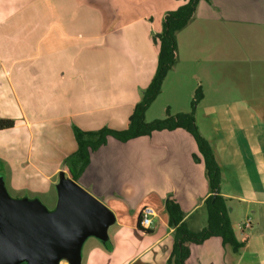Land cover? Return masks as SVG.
Here are the masks:
<instances>
[{
    "label": "crops",
    "instance_id": "obj_1",
    "mask_svg": "<svg viewBox=\"0 0 264 264\" xmlns=\"http://www.w3.org/2000/svg\"><path fill=\"white\" fill-rule=\"evenodd\" d=\"M184 4L0 0V119L14 122L0 130V177L12 198L50 196L63 176L71 178L64 162L78 149L75 128L127 129L157 70L159 45L153 35L162 31L166 13ZM226 6L223 0H200L193 19L230 24L233 34L225 37L234 35L236 43L246 23L264 40V16H242L237 6L225 13ZM197 53L186 60L198 62ZM253 63L257 69L251 74L258 79L245 82L242 93L220 95L219 114H212L219 119L210 122L205 112L210 136L203 134L221 169L220 193L244 246L234 252L212 237L190 246L186 264H264V94L248 91L255 79L257 85L264 83V51ZM77 183L113 216L105 241L93 235L83 241L81 264H167L175 231L168 198L181 206L192 230L207 226L210 190L204 162L195 139L182 128L127 142L109 137L91 151ZM146 206L155 210L148 230L141 226ZM247 220L251 226L243 230ZM57 264L71 263L62 258Z\"/></svg>",
    "mask_w": 264,
    "mask_h": 264
},
{
    "label": "rangeland",
    "instance_id": "obj_2",
    "mask_svg": "<svg viewBox=\"0 0 264 264\" xmlns=\"http://www.w3.org/2000/svg\"><path fill=\"white\" fill-rule=\"evenodd\" d=\"M223 1L227 2L225 13H230L237 6L242 16H264V0ZM233 12L235 13L236 10ZM232 29L233 27L228 23L222 25L218 21L213 23L192 19L185 28L177 32V62L175 68L173 67L174 69L167 73L158 97L147 109L145 114L147 122L162 120L169 115L192 113L193 102L197 91L200 90L203 96L205 94L206 99H201L194 106L195 121L200 133L210 136V128L207 125H210V122L216 123L215 119H219L218 116L216 118L212 116L214 112L219 114L218 97L222 94L242 93L243 85L245 88L247 82L252 81L253 78L258 79L256 73L251 74L255 69L253 60L261 56L264 51V49L261 51L264 40L261 35L256 34L255 27L247 26L246 23L242 28L239 27L237 43L234 35L232 38L225 37V34H233ZM227 30L229 32L225 33ZM182 31L181 41H179L178 34ZM193 51H198L195 56L200 58L198 62L197 60L187 61L185 58L194 57ZM179 58H181L180 63ZM234 59L236 62H232ZM239 76L240 78L236 79ZM257 79L253 81L254 83L252 82L254 89L248 91L259 90L258 92L264 94V83L257 85L255 83ZM236 80H241L242 84L238 85ZM248 87L250 88V85ZM244 90L247 92L246 89ZM205 112L210 122H204ZM51 192L50 196L38 198L49 210L54 209L58 200L56 189L54 188Z\"/></svg>",
    "mask_w": 264,
    "mask_h": 264
},
{
    "label": "trees",
    "instance_id": "obj_3",
    "mask_svg": "<svg viewBox=\"0 0 264 264\" xmlns=\"http://www.w3.org/2000/svg\"><path fill=\"white\" fill-rule=\"evenodd\" d=\"M185 1L186 4L177 10L166 13L162 31L153 35L154 42L159 45L157 70L151 83L144 90L141 100L136 104L127 129L117 131L103 128L98 131L85 132L75 128L74 135L78 149L74 154L67 157L64 162L71 179L78 182L90 163L91 151L106 144L109 137L127 142L138 137L149 136L155 131H172L182 128L189 132L195 139L198 151L203 159L209 184L210 195L205 200L208 222L204 229L200 231L192 230L185 221V213L181 206L175 200L167 199L166 209L170 217V223L175 227L173 251L167 264H186L191 255L190 246L203 244L212 237H220L223 244L230 245L234 252H238L244 246V243L237 239L234 232L228 200L220 193L221 169L210 143L200 133L196 125L194 106L203 99L201 91H197L192 113L169 115L165 119L152 122L145 120L147 109L158 97L167 73L177 62V32L185 28L194 18L200 0ZM13 126V121L0 119V130L9 129ZM194 159L197 162L201 160L197 155L194 156Z\"/></svg>",
    "mask_w": 264,
    "mask_h": 264
},
{
    "label": "water",
    "instance_id": "obj_4",
    "mask_svg": "<svg viewBox=\"0 0 264 264\" xmlns=\"http://www.w3.org/2000/svg\"><path fill=\"white\" fill-rule=\"evenodd\" d=\"M56 207L39 199L12 198L0 177V264H81V245L93 235L107 239L109 209L71 178L57 185Z\"/></svg>",
    "mask_w": 264,
    "mask_h": 264
},
{
    "label": "built area",
    "instance_id": "obj_5",
    "mask_svg": "<svg viewBox=\"0 0 264 264\" xmlns=\"http://www.w3.org/2000/svg\"><path fill=\"white\" fill-rule=\"evenodd\" d=\"M155 216V210L152 207L146 206L141 211V226L144 229H149L152 224V218ZM251 226L250 220L243 224V230L249 229Z\"/></svg>",
    "mask_w": 264,
    "mask_h": 264
}]
</instances>
